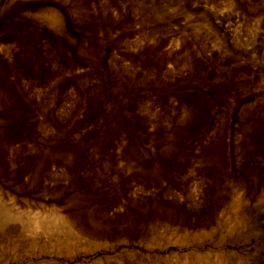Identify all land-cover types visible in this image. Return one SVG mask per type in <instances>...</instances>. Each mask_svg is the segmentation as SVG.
<instances>
[{
	"label": "rangeland",
	"instance_id": "1",
	"mask_svg": "<svg viewBox=\"0 0 264 264\" xmlns=\"http://www.w3.org/2000/svg\"><path fill=\"white\" fill-rule=\"evenodd\" d=\"M0 198V264H264V0H0Z\"/></svg>",
	"mask_w": 264,
	"mask_h": 264
},
{
	"label": "bare ground",
	"instance_id": "2",
	"mask_svg": "<svg viewBox=\"0 0 264 264\" xmlns=\"http://www.w3.org/2000/svg\"><path fill=\"white\" fill-rule=\"evenodd\" d=\"M0 199H2V198H0ZM2 207L3 206H0V213H3V214H1L2 215V219L6 220V221H11V222H21V224L23 226L21 232L23 234H30V235H33L32 237H34V235H36L37 232L39 233V231H42V233H43V231H46L49 228V226L46 225V223H48V222H44L46 220V218H45V220H40V218H38L36 216L32 217V218H28V217L24 216L20 211H16V210L14 211V210H12L10 208H8V209L5 208V210H4V207L3 208ZM13 209H14V207H13ZM1 215H0V217H1ZM58 219H60V218H58ZM22 220H24L25 222L22 221ZM62 221H59V222L63 223L68 228L69 227L68 221L67 220H64V222H62ZM216 262H217V260H216ZM217 264H219V262Z\"/></svg>",
	"mask_w": 264,
	"mask_h": 264
}]
</instances>
